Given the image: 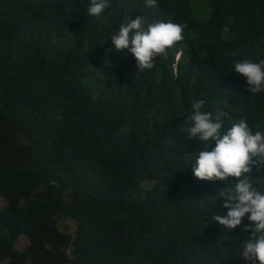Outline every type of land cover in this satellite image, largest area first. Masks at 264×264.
Instances as JSON below:
<instances>
[{
	"label": "trees",
	"instance_id": "16d2710c",
	"mask_svg": "<svg viewBox=\"0 0 264 264\" xmlns=\"http://www.w3.org/2000/svg\"><path fill=\"white\" fill-rule=\"evenodd\" d=\"M89 3L0 0V264H249L251 233L209 223L229 185L194 177L184 118L204 99L225 128L264 129V94L229 73L264 59V0H110L100 17ZM136 16L186 25L144 72L110 37Z\"/></svg>",
	"mask_w": 264,
	"mask_h": 264
},
{
	"label": "clouds",
	"instance_id": "9594fccd",
	"mask_svg": "<svg viewBox=\"0 0 264 264\" xmlns=\"http://www.w3.org/2000/svg\"><path fill=\"white\" fill-rule=\"evenodd\" d=\"M148 7H155L157 0H144ZM110 8V0H90L87 15L100 17ZM186 25L171 21L148 22L146 17L126 18L118 31L111 35L116 51L128 50L136 61L138 72L153 67L156 56L181 41ZM181 53L176 55V61ZM244 80L246 91L253 96L264 94V59L234 61L230 72ZM206 101L191 103L187 122L190 139L201 143L199 149L185 157H191L192 173L201 181L227 182L228 187L219 191L224 199L225 215H212L209 223H215L230 232L243 225L250 237L236 249L237 256L249 264H264V187L251 179L254 169H264V129L254 131L241 118L224 127L226 113L203 111ZM245 218L249 222L244 224Z\"/></svg>",
	"mask_w": 264,
	"mask_h": 264
},
{
	"label": "rangeland",
	"instance_id": "374dc122",
	"mask_svg": "<svg viewBox=\"0 0 264 264\" xmlns=\"http://www.w3.org/2000/svg\"><path fill=\"white\" fill-rule=\"evenodd\" d=\"M155 187H156V183H154V182L145 181L142 184V189L144 191H149L151 189H154ZM7 205H8V203L2 197H0V209H4L5 206H7ZM76 229H77L76 223L72 220H64L63 222L60 223V230L63 233H66L68 231V232H70V234H74ZM0 235H4V233L0 231ZM28 244H29L28 239L25 237H21L18 240L17 249L19 251H24L25 248L28 246Z\"/></svg>",
	"mask_w": 264,
	"mask_h": 264
}]
</instances>
